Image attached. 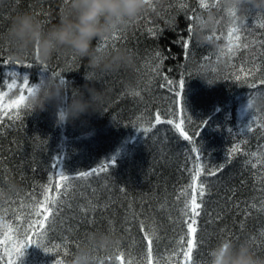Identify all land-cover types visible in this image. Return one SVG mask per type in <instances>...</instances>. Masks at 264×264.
<instances>
[{
  "label": "trees",
  "instance_id": "obj_1",
  "mask_svg": "<svg viewBox=\"0 0 264 264\" xmlns=\"http://www.w3.org/2000/svg\"><path fill=\"white\" fill-rule=\"evenodd\" d=\"M181 3L188 9H195L196 14L205 12L198 8L197 0H166L162 5L158 0H151L152 7L130 31L116 33L119 39L110 40L107 47H125L134 51L137 71L92 77L98 80L95 83L97 90L105 87L110 95L103 114L60 125L57 123V109L49 106L46 111L32 115L23 109L21 119L15 123L3 118L4 126L0 127V189L3 194L8 191L9 182L18 185L14 194L0 198V216L4 215L3 209H9V223H16L11 212L18 209L21 201L28 203L33 195L42 199L40 186L47 184L49 177H54L56 170L52 165L55 161H59L57 170L77 175L115 157V166L107 174L74 181V189L64 197L61 214L51 225L54 230L48 235L50 245H62L59 254L46 253L41 247L32 245L24 249L18 264H55L56 260L67 264L72 255L87 243L91 232L105 233L120 240L115 253H95L103 258L104 264H113V255L116 257L118 252L124 253L125 262L129 257L139 261L146 252L147 243L140 230L141 221L153 228L158 237L153 241L154 256H166L177 249L182 229L178 223L182 202L177 197L180 190L191 182L189 170L192 163L187 159L190 146L174 130L167 131L170 126H157L161 131L156 134L154 129L148 136L139 130L157 111L171 103L172 94L166 87H161L164 81L160 77L149 83L154 75L149 69L156 63V54L159 52L164 58L161 69L164 76L177 82L181 78L185 81L182 96L183 106L193 120L188 126L190 131L197 123L206 122L197 141L204 162L212 167L224 163L227 150L243 138L241 136L246 134L252 119V113L246 111V104L253 90L232 79V74H241L240 68L248 71L260 65L262 70L249 80L258 82L259 77L264 76V55H261L264 46L256 43L231 60L220 58L226 62L220 74L224 82L214 87L206 86L190 65L193 62H213L217 56L192 40L190 54L185 58L181 41L188 38L187 29L192 21L180 11ZM57 4L58 0H44L38 4L35 0H8L6 7H0V33L8 27V17L17 11H31L46 25L57 23ZM210 10L221 19L216 34H226L230 23L225 22L223 9ZM261 16L264 15L249 9L244 23L248 30L242 33L246 42L264 41V29L258 27ZM149 29L155 34L150 35ZM218 42L225 44L223 39ZM0 53L6 59L2 45ZM25 63L34 66L27 73L33 84H40L50 72H62L69 99L74 89H82L86 83L85 62L75 56L54 58L48 71L37 67L34 61L26 60ZM126 82L134 84L135 92L139 91L142 99L126 90ZM10 95L15 97L18 92L12 90ZM259 113L264 114V111ZM229 129L232 135L240 138L230 136ZM262 146L264 136L256 131L248 134V142L241 145V150L264 152ZM249 159L251 156L236 154L215 177L207 174L201 177L206 183V194L201 215L197 218L198 245L193 252L199 264H211V251L226 241L238 245L247 240L254 255L264 258V237L260 235L264 231V213L251 207L256 204L258 208L264 200V181L259 180L264 166L253 168L246 164ZM93 206L95 211L91 210ZM81 207L87 211L82 212ZM3 223L4 220L0 219V231ZM0 255H3L2 248ZM180 259L175 258L177 262ZM0 264H6V260ZM115 264L119 262L116 260Z\"/></svg>",
  "mask_w": 264,
  "mask_h": 264
},
{
  "label": "clouds",
  "instance_id": "obj_2",
  "mask_svg": "<svg viewBox=\"0 0 264 264\" xmlns=\"http://www.w3.org/2000/svg\"><path fill=\"white\" fill-rule=\"evenodd\" d=\"M44 0H35L42 3ZM166 0H158L159 4ZM8 0H0V7H6ZM58 22L46 25L31 11H17L8 17V27L0 33V45L5 49L6 59L12 64L23 65L26 60L34 61L37 67L49 66L56 57L75 56L85 62V80L82 89H74L71 98L63 77L50 72L48 77L35 84V91L27 97L26 110L31 115L46 111L49 106L57 109V123L71 124L83 117L104 113V105L110 100L108 90H97L92 77H108L121 72L135 73L137 58L134 51L125 47H98V41L111 40L116 33L130 31L150 8L148 0H58ZM219 7L225 13V22L244 24L249 9L264 15V0H219ZM234 14V15H233ZM170 23V22H169ZM221 26V19L212 10L197 14L192 20L191 37L201 47L219 56L224 47L215 38ZM95 42V43H94ZM226 62L219 59L209 63L193 62L191 70L206 86L214 87L220 78ZM64 80V79H63ZM65 81V80H64ZM125 88L135 93L132 82ZM252 110L264 111V90L254 91L247 98ZM18 191V185L8 183V191L0 194L11 196ZM120 240L105 233L91 232L87 243L81 246L67 261V264H100L103 258L97 251L115 253ZM211 264H264V258L254 255L249 241L238 245L221 242L211 253ZM113 264L116 257L113 255Z\"/></svg>",
  "mask_w": 264,
  "mask_h": 264
},
{
  "label": "snow or ice",
  "instance_id": "obj_3",
  "mask_svg": "<svg viewBox=\"0 0 264 264\" xmlns=\"http://www.w3.org/2000/svg\"><path fill=\"white\" fill-rule=\"evenodd\" d=\"M148 2L149 6L152 7L151 0H148ZM197 3L198 8L203 11L219 8V0H197ZM154 10L153 8V11ZM180 11L184 12L186 19L189 21L194 20L197 16L195 9H188L187 5L183 3L180 5ZM189 12H191V15H189ZM258 27L264 29V16L258 18ZM247 30L248 28H246L244 24L237 21L229 25L226 34H216L215 38L218 41L221 39L225 41L224 47L221 48L217 60L224 57L231 60L242 50H248L256 43H260L264 46V41L246 42L243 40L242 33ZM148 31L150 35L155 34L153 29H149ZM187 31L189 33L188 38L181 41V46L185 50V58L190 54L189 49L192 42L190 25ZM118 39L119 37L114 34L112 40ZM97 44L98 47L104 48L109 46L110 41H98ZM261 55H264V51L261 52ZM163 59V56L158 52L156 54V63L151 65L149 69L150 72L154 74L149 83L156 77H160L164 81L161 87H166L167 91L172 94L170 97V106L162 111H157L146 124L140 126L139 130L144 136H148L149 134H153L154 129L156 130V134L161 131V128L157 126H170L166 130H174L178 133L179 138H182V140L190 146L188 147L187 159L192 163V167L189 170L191 182L180 190L177 197L178 201L182 202V207L179 209L180 218L178 220V223L182 226L181 234L177 240V249L175 251L166 256H154L153 241L158 239V237L153 228L146 226L145 223L141 221L140 230L144 233L143 240L147 242L145 254L142 255L139 261L129 257L125 262L124 253L118 252L116 260L119 264H199L194 258L193 252L198 245L197 218L201 215V205L204 202L206 194V183L201 177L205 174L215 177L218 172L223 170L225 164L231 162V158L236 154L251 156V159L246 160V164H250L253 168H257L258 165L264 166V152L246 153L241 150V145L248 142L249 133L258 131L261 136H264V114H260L259 110H252L251 100L248 101L246 111L252 113V119L247 125L246 134L241 136L243 138L238 139V142L227 150L224 163L212 167L204 162L205 159L202 156L197 137H199L200 131L205 126L206 122L197 123L195 129L190 131L188 126L193 124V120L183 106L182 93L185 87V81L181 78L179 82H177L170 79L168 76H164L161 72ZM231 66L234 67V65ZM33 67L32 63H24L23 65L12 64L7 59H4L2 53H0V127L4 126V117L11 120L13 123L21 119V110L26 108L27 97L32 95L35 91V84L30 83L29 75L27 74L32 71ZM4 69L8 70L4 71ZM41 69L44 71L49 70L48 66H44ZM68 70H71V66H69ZM261 70L260 65H255L254 70L249 69L248 71H245L244 68H240L238 71L241 74L238 75L233 73L232 79L243 82L249 89H252L253 92L264 90V76H260L258 82L249 80L250 77L256 76V73ZM54 74L62 77V72H54ZM5 77L7 79H5ZM226 79L228 78L226 77ZM62 82L65 81L62 79ZM4 88H7V91H5ZM12 90H16L18 95L15 97L11 96L10 93ZM25 93L27 94L25 95ZM252 93H249V96H251ZM132 95L142 99L139 91L132 93ZM229 135L235 136L232 135L231 129H229ZM253 160H255V163H253ZM58 164L59 161L57 160L52 165L53 169L56 170L54 177H49L47 184L40 186V195L42 199L33 195L30 202L25 203L21 201L18 209L12 210L11 215L15 218L16 223L8 222L7 216L9 209H3L4 215L0 216V219L4 220L2 231H0V248L3 250V255H0V261L6 260V264H18L19 259L24 255V249L32 245L41 247L46 253L55 252L59 254L62 245H50L48 235L50 231L54 230L51 225L55 224L56 218L61 214L64 206V197L74 189V181H86L92 176H99L102 173L107 174L109 169L115 166V157L110 161L101 163L98 167L90 171H82L77 175H69L64 171L57 170ZM259 180L264 181V170H262ZM0 194H2V189H0ZM251 207L264 213V200H261L258 208L256 204H252ZM24 209H27V212H25ZM91 210L95 211V206H93ZM81 211L86 212L87 210L81 207ZM33 217H35V219ZM240 227L243 229V224H241ZM185 228L186 230H184ZM260 235L264 237V231H262ZM199 243H203V241ZM176 257L181 258L179 262L175 260ZM55 264H63V261L56 260ZM100 264H104V261L101 260Z\"/></svg>",
  "mask_w": 264,
  "mask_h": 264
}]
</instances>
